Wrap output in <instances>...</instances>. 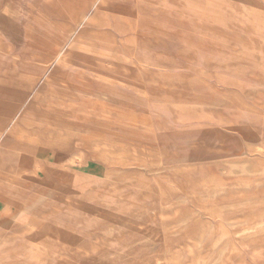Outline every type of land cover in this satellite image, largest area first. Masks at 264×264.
Returning a JSON list of instances; mask_svg holds the SVG:
<instances>
[{
    "label": "rangeland",
    "instance_id": "rangeland-1",
    "mask_svg": "<svg viewBox=\"0 0 264 264\" xmlns=\"http://www.w3.org/2000/svg\"><path fill=\"white\" fill-rule=\"evenodd\" d=\"M2 1L0 264H264V0H111L121 24L91 30L109 56L61 98L29 53L70 46L85 27L66 14L86 0H55L56 18ZM45 97L66 121L55 106L63 120L37 132L22 112ZM61 150L67 184L38 158L18 167Z\"/></svg>",
    "mask_w": 264,
    "mask_h": 264
},
{
    "label": "crops",
    "instance_id": "crops-1",
    "mask_svg": "<svg viewBox=\"0 0 264 264\" xmlns=\"http://www.w3.org/2000/svg\"><path fill=\"white\" fill-rule=\"evenodd\" d=\"M90 1L91 0H86L85 3H83L82 1H77L76 7H74L70 13L68 14L65 13L66 20L71 19L74 20L75 22H80V23L82 21L85 27L84 31L77 35V38L70 46H66V44L64 43V38H60V37H55L52 39L48 38L42 41L41 43L42 45L40 49L38 48L31 49V52L29 53L32 61L34 62L39 61L45 66V68L43 67V69L41 68L40 70L43 73L42 85L46 87L53 86L56 91L55 96H57L58 98L64 96L67 97L70 96V94L77 92L78 90L76 89L78 88L77 85L78 83H81L83 86L85 85L84 82L88 84L89 81L88 75H90L89 73L91 71L85 69L86 63L87 65L90 63L92 65L93 63H95L93 61L96 60L97 63V60H99L100 57H103L104 55H106V57L109 56L107 52H105L102 49L103 46L99 41L98 37H95L94 33L91 31L93 29V26L95 25L104 26L109 24H112L114 26L121 24L120 19L115 20L113 22L112 18L107 19L104 23L83 21L82 19L78 20L80 15L83 14L85 11H86V16L94 13L93 7L91 6L88 7V3H90ZM1 3H3L2 0H0V5ZM45 6L46 8L49 7L48 9L50 10V14L54 18L61 16V13H63L60 11L59 7H56L55 0H45ZM66 23L69 24V21H66ZM29 29L31 32H33L34 30V28L31 26L29 27ZM109 35L112 36L113 34L109 33ZM49 39H51L52 41H50ZM0 43H2L0 44V53L2 51L10 52L11 49L13 48V44L7 42L3 34L0 35ZM83 44H86L89 47L90 50L88 54H82L81 52L75 51L76 49H79L80 46ZM63 54H66V57L61 60L60 56ZM19 58L20 55L18 53L13 54L10 60V66L8 68L10 74H17L20 72L22 62H20ZM44 88L45 87H43V89ZM55 106H58V108L63 109L62 116H64L63 118L64 120L60 117L61 116L60 113L57 114L56 112H53ZM22 113H24V120L29 123H32L30 125L32 126V128H37V130L32 129V131L36 130L38 132V130H42V128L43 129L47 128V130L50 131L52 129L51 123H53L54 121L57 122H60L62 120L66 121L65 119L66 104L65 103L62 104L58 99L50 102L45 97L44 99L33 101L32 104L28 108H26ZM42 122H45L46 125L43 126L41 124ZM0 127L3 128V125L1 124ZM9 127L10 126H8L7 128ZM60 129L63 130V132L61 134L57 133L56 136L59 137H63L64 135L66 136V130H64L63 128ZM70 154L71 153L69 152V150L55 151L52 152V154L45 156L42 159L41 157L36 156L34 153L32 154V156L27 158L28 160L27 162L24 160L23 163L20 165L21 161H18L19 162L18 167L34 168V161L36 158H38L44 161V166L41 174H43L45 182H47L49 185H52L53 187L56 185L54 180L63 184H67L66 179H63L60 176V172L62 171L60 169H61V164L67 162ZM21 159L23 160V158L20 156V160ZM0 161H1V155H0ZM10 165H15V164L10 163L8 165L4 164L2 166L9 167Z\"/></svg>",
    "mask_w": 264,
    "mask_h": 264
},
{
    "label": "bare ground",
    "instance_id": "bare-ground-1",
    "mask_svg": "<svg viewBox=\"0 0 264 264\" xmlns=\"http://www.w3.org/2000/svg\"><path fill=\"white\" fill-rule=\"evenodd\" d=\"M111 0H91L90 1V3H88V7L89 6H91V7H93V9H94V13L93 14H89L88 16H86V11L83 13V14H81L80 15V19H82L83 21H91V22H98V23H104L107 19H109V18H111L110 16H109V13H108V11L107 10H105V7L109 4V2H110ZM113 19V18H112ZM115 20H118V19H113V22L115 21ZM82 22V21H81ZM1 35V34H0ZM82 37V36H81ZM253 38V37H252ZM257 38V37H256ZM79 41V40H78ZM85 42H87V41H85ZM88 43H90V42H88ZM0 44H2V43H0ZM65 46V45H64ZM63 46V47H64ZM95 46V45H94ZM237 48V47H236ZM55 49V48H54ZM53 49V50H54ZM59 49V48H58ZM96 52V51H95ZM59 57V56H58ZM66 57V54H63V55H61L60 56V59L62 60V59H64ZM69 58V57H68ZM55 60V59H54ZM60 62V61H59ZM16 68V67H15ZM14 70H16V69H14ZM254 74H256V73H254ZM253 74V75H254ZM259 75V74H258ZM35 112V111H34ZM38 113V112H37ZM36 113V114H37ZM39 114V113H38ZM33 117V116H32ZM72 160V159H71ZM13 167H9V171H13ZM263 214V213H262ZM261 216V215H260ZM11 234V233H10ZM6 235H9V234H6ZM17 236V235H16ZM2 237V236H1ZM22 237V236H21ZM6 238H7V236H5L2 240H3V242H4V240H6ZM7 246V245H6ZM32 247V246H31ZM20 252V248L19 249H17L14 253L15 254H17V253H19ZM3 257H5L4 256V254H3ZM32 260V259H31ZM6 261V263H4V264H14L13 263V261H14V259L12 258V260L10 259V258H8V259H6L5 260ZM30 261V260H29Z\"/></svg>",
    "mask_w": 264,
    "mask_h": 264
}]
</instances>
